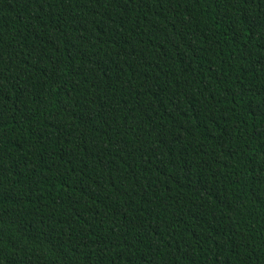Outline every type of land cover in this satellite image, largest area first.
Listing matches in <instances>:
<instances>
[{"label": "trees", "instance_id": "16d2710c", "mask_svg": "<svg viewBox=\"0 0 264 264\" xmlns=\"http://www.w3.org/2000/svg\"><path fill=\"white\" fill-rule=\"evenodd\" d=\"M0 264H264V0H0Z\"/></svg>", "mask_w": 264, "mask_h": 264}]
</instances>
